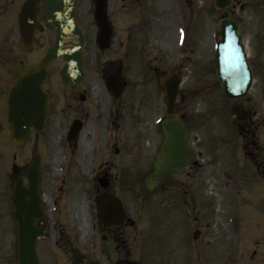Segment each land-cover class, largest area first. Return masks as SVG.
<instances>
[{
  "label": "rangeland",
  "instance_id": "obj_1",
  "mask_svg": "<svg viewBox=\"0 0 264 264\" xmlns=\"http://www.w3.org/2000/svg\"><path fill=\"white\" fill-rule=\"evenodd\" d=\"M178 3L180 6L175 0H109L108 9L122 32L111 39L110 49L100 60L91 52L90 58L123 59L122 72L133 93L131 99L110 105L96 81L94 67L89 66L90 112L74 144L66 141L70 113L63 110L61 114L65 95L60 90L54 94V109L42 132L31 133L21 148L7 143L0 147V264H16L9 179L12 168L23 171L32 150H38L42 168L39 192L48 233V239L36 246L40 264H86L93 258L112 264L114 251L109 240H101L102 226L93 201L101 190L97 177L103 174L109 179L107 190L121 198L129 221H133V261L181 264L185 239L175 180L182 174H196L188 178V184L193 178L199 186L197 193L204 209L197 220L201 230L195 241L191 240L197 251L186 247V252L195 253L193 264L209 263L210 258L205 261L204 257L215 259V254L225 253L226 241L231 245L233 264H264V182L254 173L258 171L255 166H250V171L245 167V140L234 118L239 106H250L255 122L263 116L264 0H233L225 10L216 9L213 0ZM224 15L238 20L253 72L251 88L237 100L224 98L214 71L217 22ZM48 41L37 37L32 53L26 54V63L42 57ZM47 66L48 81L54 84L60 62L51 60ZM171 69L183 75L176 112L186 121V137L196 147L195 159L200 165L170 173L165 180L169 187L147 194L137 179L149 170L162 141L156 120L165 115V108L158 75ZM101 101L106 107L99 110ZM111 108L113 112L108 115ZM252 128L258 135L259 126ZM247 150V158H258L257 150L255 154ZM227 167L231 173V179L226 178L231 180L225 194L228 200L214 204L209 199L222 197V175L229 174ZM81 208L89 225L83 238L78 227L83 221ZM187 209V219L194 223V210L191 206ZM226 214L233 215L235 223L228 238V230L219 220ZM212 220L217 223L215 227ZM197 253L202 255L201 262Z\"/></svg>",
  "mask_w": 264,
  "mask_h": 264
},
{
  "label": "water",
  "instance_id": "obj_2",
  "mask_svg": "<svg viewBox=\"0 0 264 264\" xmlns=\"http://www.w3.org/2000/svg\"><path fill=\"white\" fill-rule=\"evenodd\" d=\"M36 0H27L25 16L20 21L23 40L27 48L33 41L32 31L35 24ZM42 19L45 25L55 30V40L47 52V58H62L63 66L60 75L64 81L79 79L82 74L83 35L76 23V0H42ZM231 0H214V5L223 9ZM104 0H96V21L105 31ZM220 39L215 45V70L224 95L239 98L246 94L251 84V70L246 53L241 43L242 35L236 20L224 17L219 20ZM104 39V38H103ZM100 40L98 36L97 41ZM45 59L27 66L20 74L10 93L9 100V133L11 139L22 144L31 128L39 132L48 114V95L43 90L47 77ZM112 78L111 83L114 79ZM181 75L177 72L167 73L160 77V84L165 91L166 111H175V97ZM237 119L245 118L243 109L237 110ZM164 140L157 152L154 171L145 179L147 189H152L171 170L184 167L194 156V148L187 144L185 126L177 117L168 118L161 123ZM73 139V137H71ZM27 186L23 185L20 176L12 178L14 207L13 218L17 238V264H39L36 254V242L45 236L43 228L35 225V220L44 222L43 211L38 196L40 181L39 161L33 154L26 169ZM101 181V180H100ZM106 186V183H101ZM97 216L104 223L117 222L123 212L120 201L110 194L102 193L96 197ZM99 264V263H95Z\"/></svg>",
  "mask_w": 264,
  "mask_h": 264
},
{
  "label": "flooded vegetation",
  "instance_id": "obj_3",
  "mask_svg": "<svg viewBox=\"0 0 264 264\" xmlns=\"http://www.w3.org/2000/svg\"><path fill=\"white\" fill-rule=\"evenodd\" d=\"M108 2L106 0V16L108 20V26L110 27V41L109 46L104 50H97L93 43L87 42V39L94 38L97 34L98 26L95 22L94 17V4L95 0H78L77 2V20L80 27L83 30V33L86 38V45L84 48V58H85V79L82 84L79 86L73 85L71 83H62L61 85L57 82L48 83L45 82V88L49 93L50 96V112L49 118L54 109L53 97L54 94L58 91L64 90L65 100H64V107H61V114L64 111L70 113L69 123L66 127L72 123L73 120L78 119L81 121L82 127H84L85 122L87 121V116L90 112L91 106V95H90V84L88 83V72L89 66L94 67V73L97 83L101 84V90L103 93L108 97V103L110 105H120L123 102L129 101L133 96L129 88V83H127L126 79H123V90L119 94L117 98H113L108 91L107 88V76L115 70L116 66L122 63L121 58L118 57L117 60H112L111 58H106L105 60L99 61L101 55L110 49L111 39L113 37H119L118 33L122 32L119 29L115 18L110 13V9H108ZM25 3V0H0V147L7 143L9 138L7 135V122H6V114H7V99L10 90V86L14 79L16 78L19 70L26 65L25 62V47L23 41L20 39L19 33V23H18V16L21 7ZM39 10L37 12V21L39 24L43 25L41 19V1L38 3ZM35 37H42V38H53L54 31L51 28L42 26L41 29L36 28L34 31ZM49 45V43H48ZM93 46V50L90 49L89 46ZM47 49V47H46ZM93 54L94 59L99 57V60H93L90 58V53ZM118 61V63H117ZM96 66H99L98 71L96 70ZM103 94V95H104ZM123 97L125 100L122 101ZM106 104L101 101L99 110L105 109ZM114 108V107H112ZM108 110V115H111L113 110ZM249 113V111H248ZM264 114V110L262 111ZM48 118V119H49ZM48 121V120H47ZM47 123V122H46ZM257 124L259 126L258 135L255 134L254 129L252 128L253 125ZM46 127V124L45 126ZM240 130L243 131V137L247 140L244 144L245 148L250 149H257L258 150V161H257V168L259 176L264 181V115L261 117L260 122L253 121L252 116H248L246 121L244 122L243 126H240ZM250 154V152H248ZM194 165H199L197 160H194ZM190 169L191 165L188 167ZM15 172V171H14ZM189 177H196V174H184L181 175L178 179V188H179V204L181 209L183 210V215L185 214V210L187 206L192 205V210H194V238L195 235L199 234L200 226L197 223L199 214L198 210L195 208L198 207L197 205V198H196V186L194 183V179H190V184H188ZM168 183H161L156 186V188H167ZM155 191V190H154ZM188 194L190 195L188 198ZM228 200V198H226ZM230 215L226 214L219 218L221 226L225 229H229L233 226V222L231 221ZM216 226V222H214ZM181 229L183 234H185V222L181 223ZM102 239L109 240V245L112 250L114 251V257H111L112 264H129L133 261V221H122L118 224H111L108 226H102ZM228 236V234L226 235ZM108 246V247H109ZM107 247V250L109 249ZM183 253L181 254V264H187V255L184 254V248L182 249ZM228 253V250H227ZM219 255L216 254L215 259L212 257H204L209 259V263L205 262V264H212L213 261L223 262L225 264H232L231 257L229 254ZM198 261L201 262L200 258L202 257L200 254H197ZM203 264V263H201Z\"/></svg>",
  "mask_w": 264,
  "mask_h": 264
},
{
  "label": "bare ground",
  "instance_id": "obj_4",
  "mask_svg": "<svg viewBox=\"0 0 264 264\" xmlns=\"http://www.w3.org/2000/svg\"><path fill=\"white\" fill-rule=\"evenodd\" d=\"M175 2L177 3L178 6H180V4L178 3V0H175ZM55 159H57L56 156H55ZM82 213H83V209L81 208V216H82ZM78 227L82 231L81 237L83 238L86 235L88 231V227H89L88 221L85 217H83V221L78 225Z\"/></svg>",
  "mask_w": 264,
  "mask_h": 264
}]
</instances>
